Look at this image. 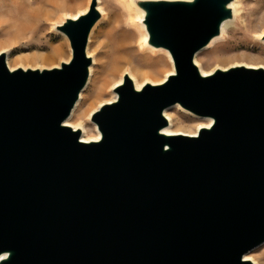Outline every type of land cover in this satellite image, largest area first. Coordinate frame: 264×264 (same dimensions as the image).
I'll return each mask as SVG.
<instances>
[{
    "label": "water",
    "instance_id": "1",
    "mask_svg": "<svg viewBox=\"0 0 264 264\" xmlns=\"http://www.w3.org/2000/svg\"><path fill=\"white\" fill-rule=\"evenodd\" d=\"M231 0H138L148 44L174 73L64 125L85 87L97 1L57 30L71 57L11 71L0 54V264H252L264 242V69L203 76L195 54L232 19ZM264 40V37H263ZM212 120L165 135V109Z\"/></svg>",
    "mask_w": 264,
    "mask_h": 264
},
{
    "label": "rangeland",
    "instance_id": "2",
    "mask_svg": "<svg viewBox=\"0 0 264 264\" xmlns=\"http://www.w3.org/2000/svg\"><path fill=\"white\" fill-rule=\"evenodd\" d=\"M6 2L7 0H0V11L5 9L3 6ZM90 2L91 0H51L48 3V0H26L30 9L38 13L40 21L32 23V26H41L39 37L43 46L39 49L32 47L38 44L37 36L27 43L2 46L0 53L6 52L4 53L5 57L7 56L6 64L13 68L26 66L31 69H41L42 66L44 69H49L58 67L61 62H67L71 57L69 42L66 38L55 35L53 25L64 17H76L87 9ZM98 2L103 13L99 21L103 20L93 31L91 30L86 48L92 59L91 71L85 87L79 94L77 104L75 103L76 106L74 105L75 108L73 107L66 121V124L68 122L71 125L82 123L88 130L86 139L96 135L98 137L95 127L89 123L87 116L101 104L112 100L115 93L111 88L121 82L125 72L131 73L136 82L141 84L139 87L136 86L140 88L146 82L153 85L161 83L165 76L174 70L165 52L166 56L155 54L152 50H142L140 45L143 32L136 22V12L130 10L124 0H98ZM240 10L241 15L230 27L224 40L195 54L194 63L198 65L200 71L214 72L216 69L239 63L264 67V47L257 39L264 33V0H240ZM50 47L59 49V54L52 63L19 61L36 54H49ZM143 64H151V67H142ZM135 80H133L134 84ZM97 87L100 88L98 98L95 96ZM172 108L169 107L167 112L165 111L173 119L172 132L196 135L198 126L206 124L199 118H194L192 113V115L189 114L190 112L185 113L180 109L181 107L179 110ZM77 114L83 117L78 119ZM246 258L252 264H264V242L250 250Z\"/></svg>",
    "mask_w": 264,
    "mask_h": 264
},
{
    "label": "bare ground",
    "instance_id": "3",
    "mask_svg": "<svg viewBox=\"0 0 264 264\" xmlns=\"http://www.w3.org/2000/svg\"><path fill=\"white\" fill-rule=\"evenodd\" d=\"M37 1V0H35ZM41 1V0H39ZM51 0H48V3L50 2ZM97 1V7L96 9L99 11V13L101 14V16L103 15L102 11L100 10L98 4V0ZM136 1L138 0H124L125 3H127L128 7L130 8V10L136 12V16L135 18L137 19V24L141 27L142 29V32H143V37L141 39V47H142V50H152L153 53L155 54H163L166 56H168L170 62H171V65H173L172 63V60L170 58V55L169 53L167 52V50L165 49H162V48H154L152 47L151 45L148 44V34L145 30V27L143 25V16H144V13L143 11L136 5ZM46 4V3H45ZM51 4V3H50ZM50 6V5H49ZM5 9L4 10H1L0 11V47L2 46H8V45H16V44H20V43H23V42H30L32 41V39L34 37L37 36V42L38 44H34L32 45L33 48L35 49H39L41 48L42 43L40 42V32H41V26L40 27H34L32 26V23L36 22V21H40L38 19V13L32 9H30L29 5L26 3V0H7L6 4L3 6ZM89 7V6H88ZM88 7L87 9L82 12V13H79L76 17L74 18H71V17H64L60 20L59 23L53 25V29H55V35L58 34L59 36H62L64 38H66L62 33H60L58 30H57V27L59 25H61L63 23V21L66 19V18H71V19H76L78 16L80 15H83L87 12L88 10ZM229 7L231 9V12H232V19L230 20H227L225 22L222 23L221 25V28H220V34L217 36V37H214L208 44L206 47L203 48L206 49V48H211L215 43L217 42H220L222 40L225 39V37L227 36V32L229 31L230 27L233 25V23L238 20L239 18V15H241L240 13V0H231L230 4H229ZM103 20V19H102ZM100 20L99 22H97L93 27V29H91L92 31L95 29V27L102 21ZM241 20V19H240ZM90 31V32H92ZM54 32V31H53ZM260 35V34H259ZM263 37H264V33H262L257 39L258 41H260V43L263 45L264 47V40H263ZM8 52V50H6ZM202 51V50H201ZM166 54H165V53ZM2 53H6V52H2ZM0 53V54H2ZM87 53V52H86ZM199 53V52H198ZM59 54V49L58 48H54V47H50V53L49 54H46V55H41V54H36V55H32L28 58H22L20 59L19 61L21 62H30V63H35V62H41V63H52L54 61V59L58 56ZM87 57H90V55H88L87 53ZM91 58V57H90ZM6 61H7V56L5 57ZM127 62H130L129 59H126ZM196 65V63H195ZM239 65H243L245 67H250V68H259V67H262V66H255V65H248V64H245V63H239V64H233L231 66H228V67H233V66H239ZM8 68L13 71L14 69L16 68H13V67H10L8 64H7ZM151 67V64H148V65H142V67ZM154 66V65H153ZM198 70L200 71L198 65H196ZM20 67V66H19ZM26 66H23L22 68L23 69H27V68H30V67H26ZM59 67V66H58ZM228 67H226L228 69ZM37 68V67H36ZM54 68V67H53ZM226 68H222V70H225ZM264 69V67H262ZM41 69H44L42 66H41ZM51 69V68H49ZM90 71H91V67L89 68V74H90ZM215 71V70H214ZM213 72V71H212ZM212 72H204V71H200V73L203 75V76H206V75H210L212 74ZM174 73V70L169 73V74H173ZM130 74V75H129ZM127 73L125 72L123 75H122V78H121V82L119 84H116L114 85L111 90H114L115 87H117L118 85L122 84V81H123V77L125 75H127L129 77V79L132 81V83L134 84V77H132L131 73ZM167 74L165 76V78L163 79V81L161 83H163L166 79V77L169 75ZM117 83V82H116ZM148 82H146L147 84ZM161 83H158V84H161ZM136 84V85H135ZM135 84H134V87L136 90H140L142 87H144L145 83L140 87V88H137L139 87L141 84H138L135 80ZM153 85V84H152ZM154 85H157V84H154ZM137 86V87H136ZM99 91H100V88H96V91H95V96L96 98L99 97ZM116 99V94H113V98L110 102H107V103H103L101 104L99 107H101L102 105L104 104H108V103H111L113 101H115ZM77 104V103H76ZM76 106V105H75ZM99 107H97L93 112H91L88 116H87V119L89 121V123H91L95 129H96V126L90 121V116L92 113H94ZM174 107L176 110L180 108L179 105H174L172 106ZM170 107V108H172ZM75 108V107H74ZM73 108V109H74ZM169 109V108H168ZM173 109V108H172ZM181 110L185 111V113H189L187 110H184L183 108H180ZM167 109L164 110L163 112V115L164 117L166 118L167 120V126L164 127L162 130H161V133L165 134V135H177V134H183V133H180V132H172L171 131V128L173 127V119L170 115H167L166 114V111ZM73 111V110H72ZM71 111V113H72ZM166 111V112H165ZM81 114V113H80ZM191 114V113H189ZM71 115V114H70ZM79 114H77L78 116ZM192 115V114H191ZM194 116V118L196 117L199 118L201 121L205 122L206 124H201L198 126V129L200 127H209L212 123V120L211 119H208V118H200V117H197L195 115H192ZM70 117V116H69ZM69 117L65 120L64 122V125H67L69 127H71L72 129H77L80 131V139L81 141L83 142H89V141H98L100 140V134L99 132L97 131V129L95 130L98 134V137L96 135V137H90L88 139H86L85 137L88 136V130L86 127L83 126L82 123H78L76 125H71L67 122L66 124V121L69 119ZM83 115H80L78 116L77 118L80 119L82 118ZM169 128V129H168ZM197 129V130H198ZM86 134V135H85ZM196 134H197V131H196ZM183 135H188V134H183ZM190 136H195V135H190ZM98 138V139H97ZM83 139V140H82ZM244 259L245 260H249L248 258H246V255L244 256Z\"/></svg>",
    "mask_w": 264,
    "mask_h": 264
}]
</instances>
